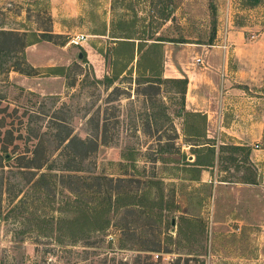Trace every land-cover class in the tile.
<instances>
[{
	"label": "rangeland",
	"instance_id": "374dc122",
	"mask_svg": "<svg viewBox=\"0 0 264 264\" xmlns=\"http://www.w3.org/2000/svg\"><path fill=\"white\" fill-rule=\"evenodd\" d=\"M245 2L90 0L91 11L72 21L71 34L54 37L47 33L49 0H0V30L27 33L26 44L32 32L44 34L24 53L14 38H0V155L7 147L10 156L0 160V264H264V183L241 185L255 180L247 151H222L219 179L236 184L214 195L212 184L180 170L195 161L193 144L204 142L186 124L194 118L178 114L181 87L137 82L136 60L132 74L104 82L113 64L108 50L124 30L185 42H165L178 48L208 46L215 26L212 46L228 52L230 72H248L247 89L264 95V53L257 49L264 0ZM80 36L86 42L74 45ZM170 70L165 55L161 78L170 79ZM63 121L98 147L79 176L50 178ZM35 150L43 166L26 168ZM109 198L103 232L56 231V220L83 223ZM156 204L162 209L150 212ZM159 241V250H146Z\"/></svg>",
	"mask_w": 264,
	"mask_h": 264
},
{
	"label": "crops",
	"instance_id": "0c3cea01",
	"mask_svg": "<svg viewBox=\"0 0 264 264\" xmlns=\"http://www.w3.org/2000/svg\"><path fill=\"white\" fill-rule=\"evenodd\" d=\"M89 1L49 0L50 33L62 36L71 34L69 26L72 21L85 18L88 11H91L92 4ZM100 1L102 0H94ZM231 35L229 32V38ZM262 37L263 40L258 42L257 47L258 50H263L258 53L260 56L264 53V34ZM83 42L86 41L79 45L82 46ZM212 45L213 43L208 46L186 44L176 48L163 43L162 50L163 63L165 55L171 63V70L166 76L170 79L187 80L184 112L199 114L205 118V137L202 138L204 142L201 145L211 144L214 164L201 170L196 183L212 184L216 195L219 189L225 188L223 186L236 184L219 179L222 174L219 167L222 151H234L230 149L232 147L247 151L248 161L255 172L253 182L244 181L241 185L259 187L264 183V95L247 89L253 78L246 69V75L240 71L230 72L227 66L228 52ZM87 50L85 52L88 53ZM246 55L243 53L242 58L248 60Z\"/></svg>",
	"mask_w": 264,
	"mask_h": 264
},
{
	"label": "trees",
	"instance_id": "16d2710c",
	"mask_svg": "<svg viewBox=\"0 0 264 264\" xmlns=\"http://www.w3.org/2000/svg\"><path fill=\"white\" fill-rule=\"evenodd\" d=\"M262 0H246L247 6L256 7L261 3ZM214 8L212 6V16L214 17ZM215 21L213 20V25ZM123 35L120 37L114 36L113 38H117L113 41L114 46L108 50L110 51V55L113 61L111 64V76L106 75L104 77V82L107 85H111L115 82L121 75L126 74L130 75L133 72L132 63L135 61L136 63V81L146 82V83H174L181 87V91L179 94L181 95V108L178 111L179 115L184 114L187 118H194L189 119L187 126L190 127L192 132L194 130H199L200 135L194 133L197 137H205V130H204V123L205 118L199 114H191L184 112V99H185V92L187 86V80L185 79H163L161 78V70L163 64V50L162 45L165 42H177V43H185L183 41H167L165 38L161 37L160 35H156L153 31H144L142 33L138 32H129L126 33L125 30L123 31ZM50 34V31H47ZM214 33V34H213ZM40 33L32 32L29 37L32 38L31 43L26 44V38L28 37L27 33H17L13 31H5L0 30V38L4 40L8 39H15L18 42L19 46L21 47L23 53L24 49L27 45H32L39 43L41 40ZM50 36L60 37V35H53ZM136 37V38H135ZM215 38V26L212 27L211 37L209 38L208 45H211ZM81 61L86 62V58L83 52H81ZM106 59V58H105ZM119 61H125L124 64L118 69H115V66L118 64ZM115 65V66H114ZM20 73L22 71L16 70ZM60 73L64 72V69L59 70ZM28 74V73H26ZM144 77V78H142ZM101 82V81H97ZM56 130L58 131L54 140H59V146L56 151L58 154L53 157H50V163L47 165L50 168V178L55 177L56 173H60L61 177H76L78 173L84 172L86 170L84 164L85 161L88 160L92 154L97 149V143L94 139H80L78 136L73 135V130L68 127V123L63 121L59 125L56 126ZM208 144V143H207ZM234 151H238V147H232ZM191 153L195 156V161L192 163H184L181 169L185 173L191 174L190 180H199L200 172L202 169L210 168L214 164V151L211 145L203 146L199 144H193L190 148ZM232 151V150H231ZM3 155H0V160L9 161L10 156L7 152V147H3L1 150ZM37 150L34 151V156L31 159H27L29 169H39L42 168L43 165L38 163ZM24 157V156H21ZM185 157V156H184ZM47 164L46 162L44 165ZM23 172V171H20ZM162 202V199H160ZM112 206L111 198L108 199L107 207L100 208V206H94L92 209L87 211L86 214L90 215L89 217L93 219V221H87L89 217H85L84 219L86 222L81 223L80 220H67L65 218H60L56 220V231L58 232H71L73 235L79 232H84V228L86 227L85 232H103L107 229L109 225V220L107 215L110 212V208ZM125 206V205H123ZM162 209V205L156 204L153 208H150V212L155 211L159 212ZM85 212V211H84ZM80 222V223H79ZM159 243L152 247L151 249H146L147 251L153 252L159 250Z\"/></svg>",
	"mask_w": 264,
	"mask_h": 264
},
{
	"label": "built area",
	"instance_id": "2783aa9c",
	"mask_svg": "<svg viewBox=\"0 0 264 264\" xmlns=\"http://www.w3.org/2000/svg\"><path fill=\"white\" fill-rule=\"evenodd\" d=\"M82 41H85V37L84 36L77 37L74 41H72V43L74 45H79ZM197 62H199V60H197Z\"/></svg>",
	"mask_w": 264,
	"mask_h": 264
},
{
	"label": "water",
	"instance_id": "95a60500",
	"mask_svg": "<svg viewBox=\"0 0 264 264\" xmlns=\"http://www.w3.org/2000/svg\"><path fill=\"white\" fill-rule=\"evenodd\" d=\"M190 160L192 159V157L189 158Z\"/></svg>",
	"mask_w": 264,
	"mask_h": 264
}]
</instances>
